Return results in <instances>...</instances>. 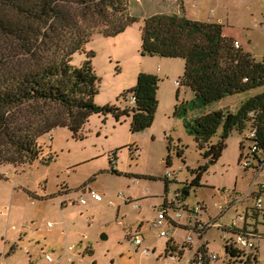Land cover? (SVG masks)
Wrapping results in <instances>:
<instances>
[{"label": "rangeland", "instance_id": "rangeland-1", "mask_svg": "<svg viewBox=\"0 0 264 264\" xmlns=\"http://www.w3.org/2000/svg\"><path fill=\"white\" fill-rule=\"evenodd\" d=\"M132 4L130 11L137 21L117 35L96 34L86 44L87 52L75 55V62L88 59L89 52L95 54L90 57L99 85L95 102L101 106L124 107L120 97L136 85L140 73L160 75L162 100L156 121L134 133L131 116L118 119L113 112L93 113L83 138H75L68 127H57L39 139L43 149L33 162L0 163V264H47V253H59L69 245L75 246V264H189L203 244L219 256L209 264L229 259L245 264L248 255L264 264V209H255V196L264 199L262 186L255 185L264 182V169L257 177L243 166L242 157L251 145L246 139L250 126L234 129L217 159L203 156L205 149L198 146L190 129L211 110L236 112L245 100L264 92V86L202 105L191 88L175 84L184 73L185 61L145 54L142 40L147 16L185 14L194 20L221 21L246 51L263 59L264 0H132ZM221 140L222 128L212 141ZM136 145L145 148L142 155L135 151ZM113 150L118 154L116 167L108 158ZM168 172L172 177L166 193ZM197 178L200 186H191L184 202L190 209L199 206L204 222L216 225L202 234L187 209L181 210L183 217L177 223L167 220V230L180 243L177 247L185 249L172 260L161 254L170 239L161 236L153 222L166 196L182 197ZM91 190L102 200L93 199ZM250 191L253 195L247 198ZM81 197L86 204L79 202ZM175 213L170 210L171 217ZM238 214L247 217L255 247L236 245L246 254L232 257L226 245L236 239L237 233L229 227ZM103 233L108 239L101 238ZM137 234L144 240L140 248L134 244ZM190 236L194 241L188 244ZM143 248L150 253L144 254Z\"/></svg>", "mask_w": 264, "mask_h": 264}, {"label": "trees", "instance_id": "trees-1", "mask_svg": "<svg viewBox=\"0 0 264 264\" xmlns=\"http://www.w3.org/2000/svg\"><path fill=\"white\" fill-rule=\"evenodd\" d=\"M132 5V0H0V163L33 162L43 149L39 139L57 127H68L75 138H83L93 113L131 116L134 133L153 125L159 106L157 75L140 73L136 85L120 97L124 107L101 106L95 102L98 76L90 58L95 54L75 62L96 34L117 35L136 22ZM142 40L145 54L185 61L180 85L191 88L202 105L264 86V58L236 48V39L224 34L219 21L154 14L144 20ZM249 126L258 128L264 142V92L245 100L236 112L210 111L190 129L205 149L203 156L217 159L230 133ZM220 128L222 140L213 143ZM168 186L166 177V193ZM191 186H200V178L184 191ZM167 246L183 255L173 240ZM226 251L232 257L246 254L233 239ZM255 260L248 255L245 264H257Z\"/></svg>", "mask_w": 264, "mask_h": 264}, {"label": "built area", "instance_id": "built-area-1", "mask_svg": "<svg viewBox=\"0 0 264 264\" xmlns=\"http://www.w3.org/2000/svg\"><path fill=\"white\" fill-rule=\"evenodd\" d=\"M234 46L236 48H240L241 44L239 40H235ZM175 83L179 86L180 81H175ZM134 97L131 96L129 98V103L134 102ZM251 116H255V113L252 112ZM264 137V134H263ZM246 139L251 142V145L249 146V152L245 155L243 154V157L245 159L243 160V166L246 169H252L253 172L257 177L260 176L261 169H264V142L259 137V130L257 127L250 128L249 133L246 135ZM138 151H142L143 148L138 147ZM109 157L111 159L112 164L116 163V152H112L109 154ZM259 174V176H258ZM166 177L170 179L172 177V174L170 172L167 173ZM258 187L262 186V189L260 192H264V182L256 183ZM254 187V186H253ZM253 189V188H252ZM91 196L95 200H101L102 196L95 192L94 190L90 191ZM253 195L252 191H250L247 195L248 197H251ZM255 209L260 211L263 210L264 206V199L263 196H255ZM79 202L81 204H86L87 199L84 197H81ZM64 203V202H63ZM62 204V203H61ZM68 204L67 200L65 201V204H62L63 206H66ZM71 204V203H70ZM173 209L176 213L174 217L170 216V210ZM182 209H187L189 211V217L190 220L195 219V228L197 231L204 234L210 227L215 226V222H204L203 218L200 216L201 208L199 206L190 209L185 202L183 201L180 194L176 195L172 199L168 200L166 203L162 204L158 208V215L155 221L153 222V226L160 229V235L169 237L170 240H173V234L167 230L166 224L167 220L173 222L174 224L177 223L182 217ZM240 223H244L243 228H240ZM247 224V217L244 214H238L236 218H234L230 224V229H238V233L236 235V245L238 247L242 248H254L255 243L253 242V233L250 231V228L245 227ZM49 225H52V223H49ZM169 240V241H170ZM194 239L190 236L187 238L186 243L190 244L193 243ZM144 240L142 239L141 235L137 234L134 236V244L140 248L143 244ZM175 245V244H174ZM177 246V245H175ZM179 248V247H178ZM75 250V246L69 245L64 246V248L59 253H47L45 255V259L47 264H75V259L72 253ZM142 252L146 255L150 253L149 249L143 248ZM161 254L169 256L172 260H176L177 254L179 252L177 250H174L172 247H168L165 249V251L161 252ZM5 256V255H4ZM3 256V257H4ZM219 259V256L215 253H210L206 249V245L203 244L202 247L196 252L195 258L188 260L189 264H209L210 262H214Z\"/></svg>", "mask_w": 264, "mask_h": 264}, {"label": "crops", "instance_id": "crops-1", "mask_svg": "<svg viewBox=\"0 0 264 264\" xmlns=\"http://www.w3.org/2000/svg\"><path fill=\"white\" fill-rule=\"evenodd\" d=\"M157 14V13H156ZM146 17V16H145ZM206 20H210V21H213L212 19H206ZM219 22H221V21H219ZM224 34L226 35V36H231V37H234L236 40H239L240 42H241V45H242V47L244 48V44L242 43V41L240 40V39H238L237 37H235L233 34H231V33H229L227 30H226V28H224ZM166 58V57H165ZM160 61H162V60H160ZM169 64L171 63V62H168ZM158 72H162V69H161V67L159 68V70H158ZM151 74H154V75H157L158 76V78H160L159 76L160 75H158V74H156V73H151ZM167 74V73H166ZM182 76V75H181ZM181 78V77H180ZM177 81V80H176ZM179 81V80H178ZM176 84V83H175ZM177 85V84H176ZM178 86V85H177ZM180 86V85H179ZM162 95H161V90H159L158 91V98H159V104H161V100H162V97H161ZM211 111H213V110H211ZM155 121H156V117H155ZM154 121V122H155ZM154 124V123H153ZM153 141V140H152ZM135 148V151H138V147H140V146H138V145H136V146H134ZM141 148H143L142 149V151L140 152V151H138L139 152V154L140 155H142L144 152H145V148L144 147H141ZM112 152H114V150L113 151H111L110 153H112ZM115 152H116V163H114V165L112 164V162H111V159H110V157H109V154H108V158H109V160H110V163L112 164V167H116L117 166V160H118V154H117V150H115ZM168 181H170V179H168ZM168 189H169V186H168ZM102 200V199H101ZM168 200H170L169 199V197H168V195L166 196V198H165V202L164 203H166ZM96 201H100V200H96ZM184 201V200H183ZM162 205V204H161ZM160 205V206H161ZM184 227H188V225H184ZM245 227H246V225H245ZM173 234V233H172ZM174 235V234H173ZM173 242H174V244L175 245H178V244H180V243H178L179 241L175 238V235L173 236ZM179 248H181V249H184V247L182 246V245H180L179 246ZM184 251H185V249H184ZM184 251H183V254H184ZM162 252V251H161ZM5 256H6V254H5ZM4 256V257H5ZM182 256V255H181Z\"/></svg>", "mask_w": 264, "mask_h": 264}, {"label": "water", "instance_id": "water-1", "mask_svg": "<svg viewBox=\"0 0 264 264\" xmlns=\"http://www.w3.org/2000/svg\"><path fill=\"white\" fill-rule=\"evenodd\" d=\"M184 194H185V195H188L189 193H188L187 191H185ZM101 238H102L103 240H106V239H108V236H107L106 233H103V234L101 235Z\"/></svg>", "mask_w": 264, "mask_h": 264}]
</instances>
